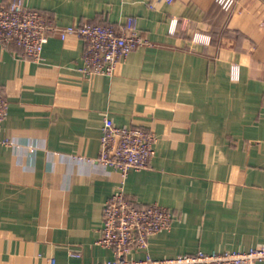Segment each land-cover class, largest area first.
Returning a JSON list of instances; mask_svg holds the SVG:
<instances>
[{
	"label": "crops",
	"instance_id": "crops-1",
	"mask_svg": "<svg viewBox=\"0 0 264 264\" xmlns=\"http://www.w3.org/2000/svg\"><path fill=\"white\" fill-rule=\"evenodd\" d=\"M60 25L120 27L149 43L112 75L85 76L86 43L54 34L41 58L0 42V264L114 258L98 243L106 200L122 187L175 218L131 256L264 246V0H19ZM158 136L151 167L124 176L96 160L102 125ZM264 264V260L257 262Z\"/></svg>",
	"mask_w": 264,
	"mask_h": 264
},
{
	"label": "built area",
	"instance_id": "built-area-1",
	"mask_svg": "<svg viewBox=\"0 0 264 264\" xmlns=\"http://www.w3.org/2000/svg\"><path fill=\"white\" fill-rule=\"evenodd\" d=\"M217 1L227 9L238 0ZM72 33L79 35L86 43L85 64L80 68L85 76L112 75L118 63L150 41L135 28L131 16L120 27L92 20L77 25H60L49 12L27 7L19 0H0V42H13L20 46L24 58L39 60L51 35L57 34L65 39ZM8 111L9 99L0 91V130ZM157 140L158 136L152 129L120 126L106 116L96 160L114 166L126 176L132 169L151 167ZM7 141V138H0V142ZM174 218L175 214L170 208L157 203L140 205L127 196L121 187L104 204L103 226L97 241L111 247L114 258L82 264H257L264 260V246L246 251L207 252L199 249L162 258L131 256L135 250L146 248L153 234L170 229ZM48 264H57L56 258H49Z\"/></svg>",
	"mask_w": 264,
	"mask_h": 264
}]
</instances>
